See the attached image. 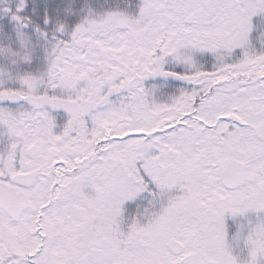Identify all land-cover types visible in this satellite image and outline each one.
<instances>
[{"label": "snow or ice", "instance_id": "obj_1", "mask_svg": "<svg viewBox=\"0 0 264 264\" xmlns=\"http://www.w3.org/2000/svg\"><path fill=\"white\" fill-rule=\"evenodd\" d=\"M0 264H264V0H0Z\"/></svg>", "mask_w": 264, "mask_h": 264}]
</instances>
